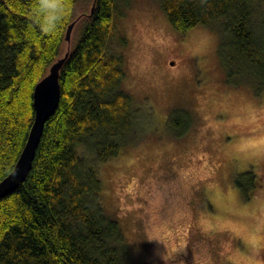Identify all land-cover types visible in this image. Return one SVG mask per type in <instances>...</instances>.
Listing matches in <instances>:
<instances>
[{
  "label": "trees",
  "instance_id": "obj_1",
  "mask_svg": "<svg viewBox=\"0 0 264 264\" xmlns=\"http://www.w3.org/2000/svg\"><path fill=\"white\" fill-rule=\"evenodd\" d=\"M129 1L0 0V181L26 141L35 83L67 52L58 105L44 124L31 168L0 197V264L132 262L118 221L101 207L97 173V164L116 156L135 134V104L122 87L126 38L114 21ZM157 3L175 30L201 25L215 35L227 84L264 93V0ZM79 4L83 11L76 15ZM57 6L61 19L48 27ZM178 117V110L168 116L173 125ZM83 150L91 156L83 157ZM242 176L250 179V173L237 176L239 187ZM246 189L241 187L243 195Z\"/></svg>",
  "mask_w": 264,
  "mask_h": 264
},
{
  "label": "rangeland",
  "instance_id": "obj_2",
  "mask_svg": "<svg viewBox=\"0 0 264 264\" xmlns=\"http://www.w3.org/2000/svg\"><path fill=\"white\" fill-rule=\"evenodd\" d=\"M120 9L135 134L97 173L131 264H264V93L225 82L204 26L175 30L157 0Z\"/></svg>",
  "mask_w": 264,
  "mask_h": 264
},
{
  "label": "water",
  "instance_id": "obj_3",
  "mask_svg": "<svg viewBox=\"0 0 264 264\" xmlns=\"http://www.w3.org/2000/svg\"><path fill=\"white\" fill-rule=\"evenodd\" d=\"M93 6L90 7L92 11ZM75 21H71L65 30L64 40L70 41L71 31ZM67 56V52L55 60L47 73L35 83L32 91L33 120L26 141L16 159L12 170L0 181V197L13 191L18 183L24 180L34 158L35 150L40 140L43 127L48 118L54 113L59 97V71ZM264 240V237H263ZM264 248V242H263Z\"/></svg>",
  "mask_w": 264,
  "mask_h": 264
},
{
  "label": "clouds",
  "instance_id": "obj_4",
  "mask_svg": "<svg viewBox=\"0 0 264 264\" xmlns=\"http://www.w3.org/2000/svg\"><path fill=\"white\" fill-rule=\"evenodd\" d=\"M42 7H44V5H42ZM61 16L62 13L59 11L57 6V11L46 19V26L55 28L56 25L59 23Z\"/></svg>",
  "mask_w": 264,
  "mask_h": 264
}]
</instances>
